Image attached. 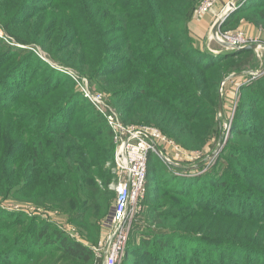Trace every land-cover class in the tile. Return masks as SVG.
Here are the masks:
<instances>
[{
	"label": "trees",
	"instance_id": "16d2710c",
	"mask_svg": "<svg viewBox=\"0 0 264 264\" xmlns=\"http://www.w3.org/2000/svg\"><path fill=\"white\" fill-rule=\"evenodd\" d=\"M200 1L0 0V25L15 41L73 64L124 124L154 125L182 150H197L215 132L222 76L249 51L196 48L188 24ZM239 1L222 28L236 11L264 23V0ZM14 55L9 46L0 53V264H92L89 245L113 209L111 130L33 54ZM32 59L44 74L30 84ZM239 91L232 138L210 169L176 178L150 153L121 264H264V75ZM10 205L52 208L87 243L49 219L5 210ZM140 215L147 228L133 226Z\"/></svg>",
	"mask_w": 264,
	"mask_h": 264
},
{
	"label": "rangeland",
	"instance_id": "374dc122",
	"mask_svg": "<svg viewBox=\"0 0 264 264\" xmlns=\"http://www.w3.org/2000/svg\"><path fill=\"white\" fill-rule=\"evenodd\" d=\"M203 1L205 0H201L199 2V5ZM213 1L214 2L211 10L207 11L203 15L196 16L195 13L192 14L191 17L192 19L189 22L192 23L195 22L196 20V23L202 29L203 32H201V35H197V34L195 35L193 31L190 28H188L190 35L193 38L196 48H200V50H202L203 52H209L212 55L227 54L231 52L233 53L235 52L234 51L235 49H226L225 45L220 44V42L214 40L211 37V29L215 21L228 9L227 5L229 2L234 3V9L236 10L238 7H240L239 5L242 1L239 0H233V1L213 0ZM242 12L244 11H236V13L233 15L232 20L227 24V26H225L224 28L220 27L217 30V32L231 33L233 31L240 30L243 33H245L247 36L257 39L258 44H260V48H258L257 51H255L254 48L253 50H249L248 53H243L232 58L234 59L233 63H235L236 61H241L242 59H244V61L238 62L236 67L232 68L230 71L226 73V75L222 76V79L220 80L218 85V95L219 96L221 95L222 111L220 115L218 113L216 114L215 132L209 137L210 139L206 141L207 145L205 144L204 146H202V148L197 150L189 149L188 151L182 150L181 148L180 151H175L168 147L163 148L161 146L160 149L162 153L164 154L165 157H167L170 160V163L164 161V159H162L160 156L157 155V157L154 159L159 161V164L156 167L159 168L160 171H164L165 173L168 174L172 173L174 174L173 176H175L176 178L180 176L177 173L182 174L184 176L199 175L203 171H206L210 169L212 166H214L213 164L214 162L216 161L218 162L219 156L223 151L224 146L228 143V140L232 138L231 127H232V122L234 120L233 119L235 114L234 109L235 106L238 105L241 96V92L239 91V88L243 84H250V83L252 84L254 81L258 80L260 77L264 75V23L261 21H254L251 19L250 16H246L245 14H242ZM190 23L188 24V27L190 26ZM0 45H2L0 49V53L5 49L6 46L11 47L12 50L15 51L16 55H14L15 57H13V59L20 58L21 56L19 55L21 54L22 51L25 53H30V55L33 54V57L35 59L36 58L39 59L40 62L43 64L42 67L50 68L52 69V71H54L53 76L55 81H59V79L66 81V83L72 88V90L78 92L81 96H82L81 91L83 86L88 87V89H90L94 93L97 92L101 94L103 93L102 95L104 97L103 98L104 106L102 107L101 105L96 108L93 104L90 103L92 108L87 107L88 111H92V110L96 111L100 115V117H102L105 121L103 115L105 113V110L107 109L108 112L110 111V113L112 112L116 113L119 119L121 120L120 114L108 101L107 94L97 89V87L91 83V81L88 79L86 75L82 74L80 71H78L76 68L73 67V64L68 62L63 63L61 61L54 60L52 57H50L48 52L42 49V47L39 46L38 44L28 45L15 41L14 38L10 36L1 27V25H0ZM34 63L35 60L32 59L27 64V66H25V68H27V73L29 74L32 73L30 75L28 74V77L26 78L27 83L29 82L30 84L37 82V80L32 79L31 76L34 75L36 77L38 74H40V76H42V73L44 74V72H40L41 70L37 69V66L34 67ZM125 125H133V124L125 123ZM151 126L156 127L154 125ZM113 143L114 141H112V144ZM114 150H115V143H114ZM113 159L114 156L112 160ZM112 164H113L112 161H108L105 164L106 168H108L111 175V180L107 187V191L110 192L111 200H112V202H110V207H111L110 209H112V206L114 205V191L111 189V184L115 182L118 178L117 174L112 170ZM221 167H223V162H220L219 164L215 165L214 168H216V170L219 171ZM97 181L99 185L102 182L100 179H98ZM154 185H156L155 187H159L163 185V180L162 179L155 180ZM10 206L11 207L5 206V210L9 212L20 210V211H24L27 215L32 214V215L44 217L45 219H49L70 238L82 241L83 243H87L84 240L78 226L72 223H68L67 218H65L66 216L64 214L63 215L59 214L57 211H53L52 208L45 209L41 207L40 209V208H36L33 205H26V206L10 205ZM139 210L137 212H139ZM135 219L137 220L133 225L134 227H138V226L142 227L144 225V227L147 228V225L144 224V219H142L141 215L139 216V218H135ZM90 232L91 229L89 233ZM110 232H111V227L109 223L107 224L106 221H104L102 224V229L100 228V234L98 240L96 241V243L89 245V247L93 251L92 264H103V255L101 253V248L103 247V243ZM145 233L147 234L149 233V231H146ZM139 234H144V233L139 232ZM199 247L200 249L209 250L210 248L215 246L201 244ZM96 249H98L100 252L96 253L95 251ZM203 252L206 251L204 250L201 253ZM122 258L123 256H120L117 259L116 264H121ZM57 263L60 264V261H57Z\"/></svg>",
	"mask_w": 264,
	"mask_h": 264
},
{
	"label": "built area",
	"instance_id": "2783aa9c",
	"mask_svg": "<svg viewBox=\"0 0 264 264\" xmlns=\"http://www.w3.org/2000/svg\"><path fill=\"white\" fill-rule=\"evenodd\" d=\"M213 2V0L201 2L194 11L195 15L201 16L211 10ZM215 40L225 45L226 49H238L249 45H254L255 51L260 48L257 39L247 36L240 30L231 33L216 32ZM81 94L96 108L104 106V97L101 93H94L83 86ZM103 116L115 143L112 170L118 178L111 184V189L114 191V205L109 219L111 232L103 243L101 253L104 255V264H116L117 259L124 254L130 225L140 208L139 201L145 192L147 161L150 153L156 154L155 147L161 153V146L175 151H180V148L155 127L125 125L116 113H110L107 109ZM162 155L164 156L163 153ZM165 158L166 162H170L167 157ZM95 251L100 252L98 249Z\"/></svg>",
	"mask_w": 264,
	"mask_h": 264
},
{
	"label": "water",
	"instance_id": "95a60500",
	"mask_svg": "<svg viewBox=\"0 0 264 264\" xmlns=\"http://www.w3.org/2000/svg\"><path fill=\"white\" fill-rule=\"evenodd\" d=\"M233 1V0H232ZM228 9L226 10V12H224L213 24L212 29H211V37H213V39L215 40V33L217 32V30L221 27L223 21L225 20V18L232 13L235 9H234V3L229 2L228 3ZM255 47L254 45H249L243 48H238L235 49L234 51H238L241 49H248V50H253ZM222 111V101H221V95L218 97V103H217V113L220 115ZM155 151L156 154L158 156H160L162 159H164V161H167L166 158L162 155V153L159 151V149L157 147H155ZM170 163V162H169ZM103 264H104V255H103Z\"/></svg>",
	"mask_w": 264,
	"mask_h": 264
},
{
	"label": "crops",
	"instance_id": "0c3cea01",
	"mask_svg": "<svg viewBox=\"0 0 264 264\" xmlns=\"http://www.w3.org/2000/svg\"><path fill=\"white\" fill-rule=\"evenodd\" d=\"M189 28L193 31V33L196 35H201L202 29L198 26V24L195 22L190 23ZM197 37V36H196ZM199 38V37H198Z\"/></svg>",
	"mask_w": 264,
	"mask_h": 264
},
{
	"label": "bare ground",
	"instance_id": "6f19581e",
	"mask_svg": "<svg viewBox=\"0 0 264 264\" xmlns=\"http://www.w3.org/2000/svg\"><path fill=\"white\" fill-rule=\"evenodd\" d=\"M226 12V11H225Z\"/></svg>",
	"mask_w": 264,
	"mask_h": 264
}]
</instances>
